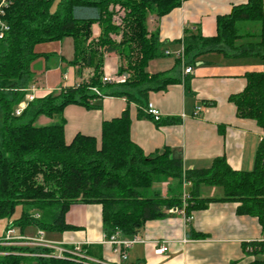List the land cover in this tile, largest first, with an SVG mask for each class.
Masks as SVG:
<instances>
[{
    "label": "trees",
    "instance_id": "1",
    "mask_svg": "<svg viewBox=\"0 0 264 264\" xmlns=\"http://www.w3.org/2000/svg\"><path fill=\"white\" fill-rule=\"evenodd\" d=\"M55 1L14 0L6 13L10 30L0 39V219L10 218L21 205L17 221L21 229L35 226L41 231L65 232L73 229L65 219L72 205L96 204L102 208L106 239L115 234L131 239L147 222L165 218L172 209H184L191 217L211 202L225 201L238 203L239 215L256 217L264 233L263 148L251 172L234 171L219 158L208 170L185 173L168 149L146 154L132 141L129 107L121 116L103 122L100 142L81 133L70 143L65 140L62 113L67 106L93 108L99 106L96 101L101 97H122L128 105L137 104L142 117L141 107L148 103L140 96L164 91L176 82L167 72H147L149 62L160 55L158 32H150L147 22L149 16L160 19L186 0H60L51 10ZM117 5L126 11L121 24L114 22L110 9ZM242 22L258 24L257 37L240 32L238 24ZM94 24L100 28L97 37ZM217 26L215 37L193 36L186 51L217 50L239 57L258 56L264 61V0H246V4L233 7L229 15L217 18ZM64 38L74 40V58L69 64L80 77L84 72L89 77L34 100L16 116L14 111L26 95L23 90L33 78L31 63L39 57L35 46ZM109 54L119 57V82H103ZM244 78V90L232 95L230 102L239 119L253 120L264 128V71L246 72ZM41 116L55 121L39 126L36 122ZM163 179L173 182L166 196L154 188V183ZM188 181L192 191L184 206L183 184ZM201 184L220 187L224 197L201 199L197 195ZM244 246L257 256L252 264H264V241ZM0 251L5 253L0 264H91L71 255H26L51 253L41 248L12 246L0 247Z\"/></svg>",
    "mask_w": 264,
    "mask_h": 264
},
{
    "label": "crops",
    "instance_id": "2",
    "mask_svg": "<svg viewBox=\"0 0 264 264\" xmlns=\"http://www.w3.org/2000/svg\"><path fill=\"white\" fill-rule=\"evenodd\" d=\"M244 4L246 0H186L160 19L152 16L150 29L158 32L160 55L149 62L147 72L151 75L167 72L176 80L164 91H150L140 96L160 111V121L155 122L147 115L146 107H141L144 116L140 117V107L135 103L128 105L125 98L101 97L96 101L97 107L69 105L63 110L66 142L70 143L78 133L95 137L100 142L103 122L121 116L129 107L131 139L146 154L168 149L170 157L182 163L185 173L208 170L219 158H224L234 171H253L257 153L260 148L264 149V128L253 120L239 119L230 97L244 90L246 72L264 71L263 59L217 50L186 51L193 36L215 37L217 18L229 15L233 7ZM250 24L253 23L242 22L238 28L243 34L257 37ZM255 28L260 31V26ZM93 33L96 37L100 34L97 24L93 25ZM66 41V50L64 41H60L59 47L52 49L46 59L47 66L60 71L57 73L59 80L50 83L49 77L47 87L38 83L31 85L37 88V99L58 93L62 87L78 85L89 77L88 72L80 77L76 68L69 64L74 58V40ZM119 67L116 54L105 57L104 74L115 82L121 77ZM188 67L192 69L190 73L185 72ZM197 108L201 110L195 114ZM53 121L41 116L36 124L44 126ZM161 183L160 191L166 196L173 182L163 179ZM191 191V182L184 183V206ZM201 192L199 187L197 195L201 199L224 197ZM238 206L235 202H211L207 208L192 212L191 220L184 209H172L165 218L146 223L137 234L143 242L127 249L126 261L105 237L100 205H72L65 219L73 229L55 232L58 237L48 241L69 248L82 245L88 257L116 264H252L257 256L244 245L263 240L264 233L256 217L237 213ZM29 231L28 235L23 231L14 235L33 238L40 230L34 226ZM161 246L167 250L157 254L155 251Z\"/></svg>",
    "mask_w": 264,
    "mask_h": 264
},
{
    "label": "built area",
    "instance_id": "3",
    "mask_svg": "<svg viewBox=\"0 0 264 264\" xmlns=\"http://www.w3.org/2000/svg\"><path fill=\"white\" fill-rule=\"evenodd\" d=\"M14 0H0V39H3L7 32L10 30V26L5 21L6 13L9 10V8L12 6ZM191 68L188 67L185 72L190 73ZM104 83H112L114 80L110 77L105 76L103 78ZM26 95L24 100L18 103L14 113L16 116H20L28 107L29 103L33 102L37 99L36 91L37 88L30 86L26 90H23ZM92 91L96 94H100L99 90L96 88H93ZM201 110V108L196 109V113H198ZM145 112L147 115H149L155 122H159L161 118V113L159 110H157L152 104H148V106L145 108ZM185 204V201H184ZM36 218H39V215H36ZM192 217H188V220H191ZM14 229L12 227H9L5 236L0 238V247L5 246H22V247H30V248H41L46 249L48 251H51V253H32V254H26L30 257H43V258H64L66 255H71L72 257H76L80 260H85L88 263L91 264H116L111 262H105L101 260H96L91 257H88L82 249V245L76 244L72 248L67 247L64 244L60 243H54L51 241H48L44 238L43 232L40 230L38 235L36 237H17L14 235ZM107 241L110 244H113L115 247L116 252L120 253L121 259L123 261H126L128 259L127 256V249L130 248L133 244L142 243L143 241L138 237L135 236L131 239H124L120 238L119 234H115L111 236ZM261 241H264L261 240ZM167 250V247L161 246L156 249L157 254H162ZM4 252L0 251V254Z\"/></svg>",
    "mask_w": 264,
    "mask_h": 264
},
{
    "label": "rangeland",
    "instance_id": "4",
    "mask_svg": "<svg viewBox=\"0 0 264 264\" xmlns=\"http://www.w3.org/2000/svg\"><path fill=\"white\" fill-rule=\"evenodd\" d=\"M60 0H56L53 5L51 6V10H55L57 8V3ZM110 9L114 12V22L116 24H121L123 17L125 16V9L123 7H121L120 5L117 6H111ZM153 15L149 16L148 18V22H147V26H148V30L150 32H152V30L150 29V18ZM253 30V32H256L257 34H259V25L256 23H253L252 25L250 24V26ZM255 27L258 28V30L256 31ZM67 39L69 38H64L60 41H64L63 45H64V49L66 50L68 48V43H67ZM60 41H52V42H47V43H41L35 46V52L39 55L38 58H36L32 63H31V71L33 73V78L31 79V83L30 86L32 84L38 83L41 86L47 87L48 85V79L50 77V83H52V80L57 79L59 80V73L60 71L55 69L56 67H51V65L47 66V56L49 55V53H51L52 49L59 47V44H61ZM68 64H66V66L64 65V68L67 67ZM106 76V75H105ZM122 78L120 77L119 81ZM63 84V83H62ZM0 120H1V114H0ZM203 192H201V194L203 195H211V196H216L218 194H222V196H224L222 190L220 189V187L218 186H210V185H206V184H201V186H199ZM154 188L161 190L163 188V184L160 182H156L154 183ZM206 192V193H205ZM22 210L23 207L21 205H17L15 207V210L13 212V215L10 218H3L0 219V237L2 235H4L7 231V229L9 227H12L14 229V232L16 234H21L22 230L25 234H29V230L30 229H34V226H26V228L21 229L20 226L17 225V221L21 218V214H22ZM44 234V238L47 240H50L51 238H56L58 236L57 233L55 232H48V231H42ZM55 233V234H54ZM27 234V235H28ZM52 234L54 236H52ZM5 247H10V246H5ZM1 255H5V253L0 254Z\"/></svg>",
    "mask_w": 264,
    "mask_h": 264
}]
</instances>
